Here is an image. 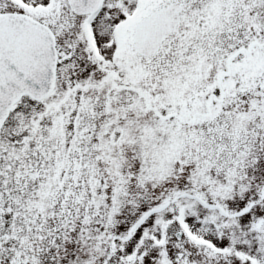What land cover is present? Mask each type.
<instances>
[{
	"label": "snow or ice",
	"instance_id": "obj_1",
	"mask_svg": "<svg viewBox=\"0 0 264 264\" xmlns=\"http://www.w3.org/2000/svg\"><path fill=\"white\" fill-rule=\"evenodd\" d=\"M0 264H264V0H0Z\"/></svg>",
	"mask_w": 264,
	"mask_h": 264
}]
</instances>
